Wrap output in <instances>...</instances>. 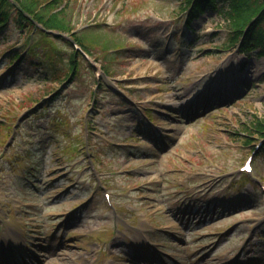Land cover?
<instances>
[{"label": "rangeland", "instance_id": "obj_1", "mask_svg": "<svg viewBox=\"0 0 264 264\" xmlns=\"http://www.w3.org/2000/svg\"><path fill=\"white\" fill-rule=\"evenodd\" d=\"M70 3L73 29L126 51L93 45L94 71L81 62L52 100L49 66L35 61L54 58L49 47L10 74L3 52L26 38L0 40V264H264V193L252 183L264 184V156L252 177L237 170L255 142L242 144L243 128L264 118V58L214 49L228 29L210 8L198 31L173 37L178 0ZM57 40L66 57L68 37ZM101 63L114 73L97 75Z\"/></svg>", "mask_w": 264, "mask_h": 264}, {"label": "trees", "instance_id": "obj_2", "mask_svg": "<svg viewBox=\"0 0 264 264\" xmlns=\"http://www.w3.org/2000/svg\"><path fill=\"white\" fill-rule=\"evenodd\" d=\"M19 5L16 7L11 0H0V33L7 29L8 34L18 32L19 34H27L35 29V22L42 24L45 28L40 30L36 28L34 39H29L27 44L30 45V55H36V44L43 42L45 47L55 54V59L50 60L52 66V78L54 82L61 83L62 79L73 80L78 75L79 66L83 58L77 50L71 48V52L67 55L66 68H58L57 62L63 58L64 47L59 45L54 39L55 37L47 33L45 30H51L60 34L71 33L77 42L84 49H92L94 43H98L106 53V57L112 55L108 52L111 48L113 52L121 50L123 45L115 43V40L102 38L93 32L83 31L77 36L72 33V11L73 5L70 0H13ZM71 5V7H70ZM206 8H210L217 14L222 16L225 26L228 28L229 42L234 43L243 33V29L248 25L251 19L255 20L248 26L244 33L243 42L240 51L243 53L251 52L257 49L259 56H264V0H179V11H188L190 22L192 18L199 13H203ZM22 11H25L27 16ZM56 37L62 38L61 35ZM4 39V37H3ZM37 40L38 42H35ZM118 41V40H117ZM35 42V43H34ZM119 42V41H118ZM17 50L8 51L10 57L17 58ZM16 56V57H15ZM22 57L20 58V60ZM46 58L43 60L45 61ZM49 60V58H47ZM43 61V63H44ZM112 61V60H110ZM105 71L109 74L114 72L109 65H103ZM58 72H62L58 74ZM103 84L99 83L98 88H102ZM104 91L105 88L103 89ZM59 91H56V96ZM243 129L247 134L264 135V118L260 119L256 116ZM251 140L246 138L245 143Z\"/></svg>", "mask_w": 264, "mask_h": 264}]
</instances>
